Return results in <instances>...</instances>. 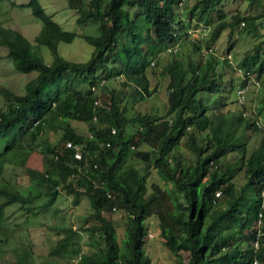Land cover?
Segmentation results:
<instances>
[{
    "label": "trees",
    "instance_id": "1",
    "mask_svg": "<svg viewBox=\"0 0 264 264\" xmlns=\"http://www.w3.org/2000/svg\"><path fill=\"white\" fill-rule=\"evenodd\" d=\"M236 1L87 0L79 7L76 22L90 21L98 30L95 35L62 29L38 0L11 1L28 7L41 25L36 44L18 30L0 25V43L7 47L9 63L21 73L36 71L19 93L0 85L4 97L0 170L23 147L26 136L38 140L45 120L53 122L59 134L55 141L40 138L42 167H25L30 186L26 192L16 184L0 185V195L5 197L0 219L2 205L10 202L32 211L31 204L41 195L42 206H48L61 192L74 199L83 194L95 219L80 227L89 249L82 251L77 238L71 237L75 230L67 227L69 235L58 239L48 255L74 257L73 264H150L143 248L145 219L154 216L158 236L178 255L179 263L186 252L184 264H252L254 260L264 264V93L256 107L257 127L250 114L222 112L204 101L203 93L220 92L225 84L212 55L199 61L180 58L173 51L170 59L160 60L164 51H172L173 43L187 39L184 8L199 4L198 19L214 12L207 28L209 40L214 41L223 29L230 37L240 22L255 18L248 13L228 14L222 4ZM259 16L264 17V4ZM75 36L92 46L84 61L58 54V42ZM37 44L50 50L51 62H44ZM190 44L199 50L198 42ZM219 61L228 65L226 59ZM236 65L254 72L264 89V38ZM147 68L165 78L161 113L133 110L135 102L158 88L149 87ZM100 80L103 86L98 90ZM70 119L82 120L84 132L75 131ZM34 120L38 121L33 125ZM255 132L260 133L258 142L246 152L247 140ZM67 142L85 144L87 151L79 155ZM228 153L232 158L225 157ZM131 160L142 162V170L129 165ZM83 165L89 168L85 173H81ZM148 166L171 187L162 189L151 182L148 192ZM239 171L244 181L238 184ZM115 210L123 211L125 223L120 242L111 219ZM11 264L33 262L24 249V255Z\"/></svg>",
    "mask_w": 264,
    "mask_h": 264
},
{
    "label": "rangeland",
    "instance_id": "2",
    "mask_svg": "<svg viewBox=\"0 0 264 264\" xmlns=\"http://www.w3.org/2000/svg\"><path fill=\"white\" fill-rule=\"evenodd\" d=\"M14 3H21L27 0H0V25L3 27H11L21 32L31 44H36L35 35L37 34L41 22L38 18L33 16L28 7L16 6ZM42 8L48 13L51 18L56 21L62 29L72 30L78 33L97 34L98 30L94 24L90 21H86L82 24L76 22V18L79 16V7H83L87 0H38ZM264 4V0H238L236 2H229L222 4L228 14L231 12L248 13L255 18L250 21L241 22L235 27L231 36H228L227 28L223 29L220 35L214 40L210 41L208 38L207 28L214 21L215 14L213 11L208 12L205 18L198 19L199 4H193L190 7L184 8V12L181 13L182 21L184 24L189 22L186 29L187 39H180L176 44H172L171 52L164 51L162 53L161 62L170 59L172 56L173 48L176 47V55L180 58H191L194 60L203 61L209 55L215 58V68L220 71L224 77L223 89L221 92L214 94L203 93L204 101L212 107V109L225 111L227 107H237L234 102H229L234 98V92L229 89V81L235 85L236 81L240 79L241 72L238 71L236 63L241 58L252 50L254 44L259 43L264 38V17L259 16L261 5ZM135 10V9H134ZM190 16V20L187 17ZM196 22L198 25L193 26ZM258 22L262 23L259 24ZM255 26L252 29V26ZM211 28V26H209ZM240 30V32H238ZM191 41L199 43L200 48L196 50L190 44ZM209 43L211 53H207L206 50L209 47H205V43ZM37 50L41 54L44 62H51L53 56L50 50L44 44H37ZM92 46L86 43L83 39L75 36L69 42H58L57 51L58 54L66 59L84 61L86 60ZM7 47L0 43V85H3L15 93L22 91L23 85L35 75L36 71L32 70L26 73L16 71L6 58ZM260 51V49H258ZM206 52V53H205ZM230 53L233 64H223L219 60L224 57L225 54ZM204 55V57H201ZM214 61V60H211ZM238 67V68H237ZM158 70V69H157ZM146 73L149 78V87L156 84L158 89L151 93L146 98L137 101L133 104V110L145 111L150 113H161L162 107L165 104V90L163 88L165 84V78L157 73H152L150 68L146 69ZM109 83V82H108ZM111 84V83H110ZM116 83H114L115 85ZM251 85L249 88V95L247 94L246 107L248 110L255 109L257 103L259 104V98L263 95L264 89L262 87V81H259V86ZM103 89V88H102ZM100 90V88H98ZM4 104V97L0 94V107ZM227 106L225 107L224 105ZM223 106V107H220ZM71 126L77 132H84L85 123L82 120L70 119ZM54 123L49 119L42 123L38 136V140L30 141L26 136L23 142V149L20 155L16 158L15 163L4 166L1 170L0 176L8 184L10 182H16L17 187L21 192H26L29 187L28 178L24 169V163L32 168L40 169L42 167L41 158L39 156L38 149L41 148L40 138H46L47 141H55L59 130H55ZM258 133L251 134L247 140V151L249 152L258 142ZM3 140L0 139V149L3 146ZM180 146L185 153L188 154L187 149L183 145V141L180 139ZM34 145V146H33ZM33 147V148H31ZM145 148L144 145L141 146ZM32 150V151H31ZM232 153H228L225 157L232 158ZM26 157V160H25ZM127 160H125L126 165ZM139 170H142L143 163L137 160H131V163ZM128 165V163H127ZM147 188L151 182L157 183L160 188L171 187L170 183L166 184L164 179L159 176L155 169L147 168ZM241 171L238 172L236 179L237 183L244 181ZM0 177V178H1ZM1 178V179H2ZM8 178L10 182L8 181ZM2 181L0 180V183ZM149 192L150 189L148 188ZM3 199L0 196V201ZM45 201L43 195L39 196L31 204L34 206L32 211L20 210L19 204L16 202L10 203L4 207V217L0 222V264H8L13 259V255L8 251V247L11 246H28L32 251L33 264H73L74 257L64 256H50L48 252L51 251L58 239L67 233V227L75 230L74 235L79 242L82 251H87L89 247L85 245L86 233L80 230V227L91 225L95 222L94 218L89 215V204L85 195L79 194L76 199L72 194L59 193L51 204L48 206H42ZM122 210H115L111 213V219L116 227L117 240L120 242L124 236V217ZM18 224L16 227V238L12 240V224ZM147 223V239L143 246L145 253L150 259V264H184L186 262V252L181 253L183 261L179 263L178 255L169 251L158 236V228L156 218L154 216L147 217L145 219ZM72 239V238H71ZM30 244V246H29ZM4 252V253H3ZM76 256V254H75ZM184 262V263H183Z\"/></svg>",
    "mask_w": 264,
    "mask_h": 264
},
{
    "label": "clouds",
    "instance_id": "3",
    "mask_svg": "<svg viewBox=\"0 0 264 264\" xmlns=\"http://www.w3.org/2000/svg\"><path fill=\"white\" fill-rule=\"evenodd\" d=\"M170 47H172V45L170 46ZM173 51H176V47H174L173 48ZM206 52L207 53H211V49H210V47L206 50ZM205 52V53H206ZM212 54V53H211ZM214 58H217V57H214ZM222 59H226L227 60V62L228 63H230L231 65L233 64V62H232V57H231V54L230 53H227V54H225L224 55V57H221ZM218 59V58H217ZM151 64H152V62H151ZM238 68V67H237ZM238 71L239 72H241V75L242 76H240V79H238V81H236V83H235V85H234V87H233V85L231 84V86H230V91L231 92H234V98L233 99H231L230 101H227V104L229 103V102H234V103H236L238 106L237 107H227L226 109H225V111H222L221 109H219V111H222V112H227V111H230V112H235V111H241V114L242 115H247V114H250L253 118H254V123L257 125V127H259V123H260V117H259V114H258V112L256 111V108L254 109H251V110H248L247 109V107H246V102H247V94L249 95V88H250V86L251 85H256L257 87L259 86V80L256 78V76H255V73L254 72H252V71H250V72H248V71H244L243 69H241V68H238ZM246 72H248L249 74H247ZM256 87V88H257ZM158 89V88H157ZM156 89V90H157ZM221 92V91H220ZM215 93H218V92H215ZM227 104L226 105H224L225 107L227 106ZM220 107H223V106H221L220 105ZM257 107V106H256ZM218 110V109H217ZM37 121L38 120H34L33 121V125L34 124H36L37 123ZM33 125H32V127H33ZM41 131H42V129H41ZM41 131H38V136H39V134H40V132ZM111 131V130H110ZM111 132H113V131H111ZM258 135V138H259V135H260V133H258L257 134ZM37 136V137H38ZM253 136V135H252ZM34 146V145H33ZM67 146H69V147H72L73 149H75L76 150V152L79 154V155H82V154H84V152H86L87 151V149L85 148V144H78V143H71V142H67ZM31 148H33V147H31ZM22 149H23V147L22 148H20V150H18L13 156H11V158H9V160L7 161V162H5V163H3V165H2V168H1V170L2 169H4V166L5 165H8L9 163H11V164H16L15 163V161H16V158L20 155V152L22 151ZM32 151V150H31ZM38 151H40V149H38ZM40 153V152H39ZM39 156H40V154H39ZM11 159H12V161H11ZM25 160H26V157H25ZM27 163L25 162L24 163V169H25V167L27 166L26 165ZM87 169H89L88 168V166H85V165H83V169L81 170V173H85L86 171H87ZM0 170V171H1ZM26 172V171H25ZM27 175V174H26ZM1 177V176H0ZM2 178V177H1ZM0 178V180L2 181L1 183H0V185L3 183V182H5V180H3V178L1 179ZM27 178H28V176H27ZM8 181L10 182V180H9V178H8ZM29 181V180H28ZM11 184H16L17 185V183L16 182H10ZM28 185H29V183H28ZM20 188V187H19ZM28 188H30V186L28 187ZM27 188V189H28ZM21 189V188H20ZM26 189V190H27ZM0 196H2L3 197V199L0 201V204H2L3 203V201L5 200V197L3 196V195H0ZM34 202V201H33ZM10 203H13V202H10ZM10 203H7V204H4V205H2V218L0 219V222L3 220V217H4V207L5 206H7L8 204H10ZM16 203H18V202H16ZM19 204V208H20V203H18ZM30 205V204H29ZM20 210H25V209H21L20 208ZM25 211H28V210H25ZM31 211V210H30ZM29 211V212H30ZM18 226V224H16L15 222H14V224H12V240H15V238H16V234H15V231H16V227ZM0 242H1V240H0ZM29 246H30V244H29ZM24 249L25 250H27L28 251V259H32V251H31V249L28 247V246H11V247H8V251H10L11 252V254L13 255V259L11 260V261H9V263L8 264H11L13 261H15L16 259H19V258H21L23 255H24ZM4 253V252H3ZM1 254V253H0Z\"/></svg>",
    "mask_w": 264,
    "mask_h": 264
},
{
    "label": "built area",
    "instance_id": "4",
    "mask_svg": "<svg viewBox=\"0 0 264 264\" xmlns=\"http://www.w3.org/2000/svg\"><path fill=\"white\" fill-rule=\"evenodd\" d=\"M246 73L249 74L248 72H246ZM102 86H103V80H100L98 82V84H97V88H101ZM95 87L96 86H91V89H96ZM96 102H97V100L95 99L94 100V103H96ZM111 131H114V129L111 128ZM252 245H253V247H256L257 246V239L253 240ZM255 262H256L255 260L252 261V264H255Z\"/></svg>",
    "mask_w": 264,
    "mask_h": 264
}]
</instances>
